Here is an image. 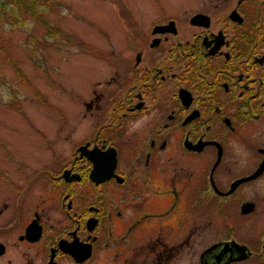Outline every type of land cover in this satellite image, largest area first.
<instances>
[{
  "label": "flooded vegetation",
  "instance_id": "obj_1",
  "mask_svg": "<svg viewBox=\"0 0 264 264\" xmlns=\"http://www.w3.org/2000/svg\"><path fill=\"white\" fill-rule=\"evenodd\" d=\"M151 2L5 171L0 264H264V0Z\"/></svg>",
  "mask_w": 264,
  "mask_h": 264
},
{
  "label": "rangeland",
  "instance_id": "obj_2",
  "mask_svg": "<svg viewBox=\"0 0 264 264\" xmlns=\"http://www.w3.org/2000/svg\"><path fill=\"white\" fill-rule=\"evenodd\" d=\"M158 8L151 0H42L37 19L0 0V191L10 184L5 171L43 163L62 137L64 112L77 122L70 112L92 81V45L123 41L134 19Z\"/></svg>",
  "mask_w": 264,
  "mask_h": 264
},
{
  "label": "trees",
  "instance_id": "obj_3",
  "mask_svg": "<svg viewBox=\"0 0 264 264\" xmlns=\"http://www.w3.org/2000/svg\"><path fill=\"white\" fill-rule=\"evenodd\" d=\"M3 2H14L19 11L29 12L34 18L41 19V12L37 9L42 0H2Z\"/></svg>",
  "mask_w": 264,
  "mask_h": 264
}]
</instances>
